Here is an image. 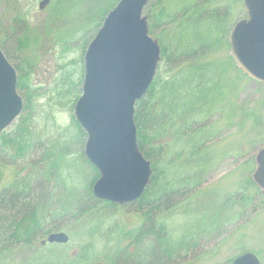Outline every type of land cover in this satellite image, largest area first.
Returning a JSON list of instances; mask_svg holds the SVG:
<instances>
[{
  "label": "rangeland",
  "instance_id": "obj_1",
  "mask_svg": "<svg viewBox=\"0 0 264 264\" xmlns=\"http://www.w3.org/2000/svg\"><path fill=\"white\" fill-rule=\"evenodd\" d=\"M41 1L0 0V39L16 18L24 22L22 40L7 44L12 61L21 68L17 81L19 73L25 76L20 77L25 90L18 89L27 99L22 151L66 154L76 177L67 184L72 194L68 200L52 190L55 197L49 199L48 209L52 213L59 197L60 203L68 200L72 206L61 227L43 230L25 244L0 237V264H231L245 252L264 264V192L252 179L255 155L264 147L263 83L236 65L228 41L234 23L246 16L242 0H149L143 15L152 25L150 36H161L163 49L173 50L168 62L160 56L157 89L150 100L158 101L164 93L169 107L177 105L179 97L170 96L177 88L184 107L177 117L169 113L173 121L165 146L145 144L153 171L142 195L123 206L101 200L85 204L80 212L77 201L86 202L87 186L96 173L84 156L85 134L79 144L73 108L81 95L83 57L92 33L119 0H49L40 8ZM197 13L204 18L181 20ZM211 13L216 16L206 18ZM185 21L189 33L195 30V39L183 40V46L188 43L186 48L194 50L199 41L210 70L174 64L182 45L179 37L173 39V27ZM179 129L189 132L180 135ZM11 167L0 162V190L29 169L26 165L17 172ZM169 186L189 193L149 221L145 205L158 200V192ZM52 232L65 233L67 241H45ZM191 237L195 244L187 252Z\"/></svg>",
  "mask_w": 264,
  "mask_h": 264
},
{
  "label": "water",
  "instance_id": "obj_2",
  "mask_svg": "<svg viewBox=\"0 0 264 264\" xmlns=\"http://www.w3.org/2000/svg\"><path fill=\"white\" fill-rule=\"evenodd\" d=\"M48 1L42 0L39 7ZM148 1L119 0L106 14L84 53L81 95L73 108L86 135L84 156L98 172L92 195L119 205L140 197L151 175L150 163L137 147L133 121L134 104L146 93L160 59L159 45L148 34L142 15ZM242 3L246 18L229 33L230 55L247 75L264 82V0ZM16 80L14 67L0 49V133L22 110ZM262 94L264 98V85ZM254 161L252 179L264 192V147ZM46 241L64 243L67 236L52 232ZM231 264L260 262L245 252Z\"/></svg>",
  "mask_w": 264,
  "mask_h": 264
},
{
  "label": "trees",
  "instance_id": "obj_3",
  "mask_svg": "<svg viewBox=\"0 0 264 264\" xmlns=\"http://www.w3.org/2000/svg\"><path fill=\"white\" fill-rule=\"evenodd\" d=\"M104 14L102 16H104ZM197 14L198 15L194 14L192 18L183 15L181 20H187L188 22H197L198 20H202V18H204L200 13ZM214 16H216V14L208 15L206 18ZM174 20L175 19L172 18L171 21ZM101 21L95 26V30L92 33L93 35L97 31V27H99ZM24 28V22L19 21V18H16L7 29V32L3 33L5 35V38L2 40L0 39V49L3 51L5 57L13 65L17 72H20L21 68H19L18 65H16V63L12 61V57L8 53L7 44L9 43L10 45H13V43L16 44V42L21 41L24 35ZM148 29L149 34L151 35L152 25L150 24V22H148ZM188 29L189 28L186 21L184 24L178 23L173 27V32L176 31L173 39H175V37H179L178 42L176 40L175 41L179 43V45H182L180 54H178V59L175 63H173L177 64L178 62V65L184 64L182 68H189V64H192L196 69H198V72H204L206 69L210 70L205 64L203 52L204 50L201 49L202 44L199 41L194 50L192 47L186 48L188 43L184 44L185 47L183 46V40L195 39V30H192V33H189ZM197 34H200V32ZM161 39V36L157 39L160 46V56H162V60L163 58H165L166 62H168V59L171 57V51L173 50H171V48L169 49L170 52H168L167 50L165 51L161 45ZM171 46L172 45H170L169 48ZM189 52H192L190 56L187 55ZM167 53L169 56H167ZM183 54L185 55L181 56ZM174 64H172L171 66H173ZM169 69H171V67H169ZM206 73L207 72L199 74ZM21 76H23V74L19 73L17 90L19 88L25 90V83L22 84L20 80ZM158 80L159 79L156 78L155 75L153 83H151L146 94L135 103L133 114V120L136 126L137 147L143 154V156L150 161L152 171L153 158H151V155L146 152V146L155 145L157 143L162 147L166 145V134L170 131L173 121V119L170 120L171 116L169 113L172 112L176 114L177 117V114L180 115L179 111L184 107L180 106L182 104L181 99L183 97V94L177 88H174L173 92H170V96H172V98L179 97L178 104L170 106L173 108L172 111L168 105L170 101L165 98L164 93L159 96L158 101L150 100L151 95L157 89L156 86ZM163 84L166 85V83ZM20 95L22 96L23 107L20 115L16 119L17 122H15L12 129H6L0 134V162L2 163V165H9L10 167L12 166L11 168L15 169L17 172H23L25 171L26 165L29 166V169L27 170L25 175L21 179L16 180L15 184H10L0 190V237L2 238V241L7 240L11 244L14 243L15 245L25 244V241L32 240L35 234L43 230L44 232H48L50 229L55 230L56 227H61V219H64L65 221L68 219V217H70L67 208L70 210V206H72V203L69 202V199L67 198L71 193V191H69L67 188V184H69L68 182L70 180L76 179L74 172L71 171V167H68L69 162L66 160L65 153H62L61 156L58 157L60 154L54 156L48 150L43 149L38 152L32 148L31 150H27V152L25 153L22 151L23 146H25V130L22 129V127L25 121L27 99L24 94ZM189 106L192 107L194 105L191 103ZM199 113H201V111ZM76 125L80 144L83 141L85 133L77 122ZM186 132L185 129H179L177 131V133L180 135H184ZM92 169L98 176L96 169L94 167H92ZM96 174L92 180V183L97 178ZM91 185H88L86 189V202L85 200L77 201L76 207L78 212H80L85 207V204L94 205V203L100 202V200L96 199L92 195ZM173 186H169L171 188L166 187L165 190L161 189V191L158 192V196L156 197L158 200H156L155 202L147 203L145 205L144 208H146V211L150 216L149 221H151V216L158 212V210H160L161 208L167 209L171 204L177 201L178 197L189 193L187 190H184V192L181 193L179 192V189H177L176 187L173 188ZM55 189H58L60 191V196H62V198L68 200L62 201V203H60L59 197V199L57 200V206L52 211V213H49L48 202L50 198L55 197V195H52L51 192ZM41 219H49L50 223L42 222ZM149 221L146 223V229H150L152 227V222ZM190 239L185 244L186 247L188 246L187 252H189L190 248L192 247L191 245L195 244L192 242L194 237H191ZM149 263L152 264V262Z\"/></svg>",
  "mask_w": 264,
  "mask_h": 264
}]
</instances>
